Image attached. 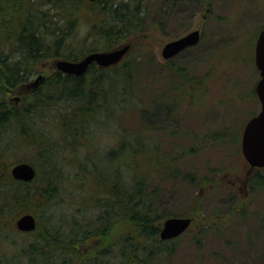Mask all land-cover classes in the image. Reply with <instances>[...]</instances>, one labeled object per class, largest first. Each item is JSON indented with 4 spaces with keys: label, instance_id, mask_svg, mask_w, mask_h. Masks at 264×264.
Returning <instances> with one entry per match:
<instances>
[{
    "label": "trees",
    "instance_id": "16d2710c",
    "mask_svg": "<svg viewBox=\"0 0 264 264\" xmlns=\"http://www.w3.org/2000/svg\"><path fill=\"white\" fill-rule=\"evenodd\" d=\"M166 2L0 0V37H4L0 41L10 46L8 54L0 48V134L13 132L7 146L21 155L7 167L3 164L6 153L0 150V228L14 222H7L10 217L31 209L49 212L66 182L63 169L73 164L76 179L90 183L89 197L96 211L89 221L74 218V235L68 239L46 233L47 242L63 243V251L71 253L64 264H72L73 259L75 264H178L177 239H160L159 223L164 216L156 207L165 185L181 179L173 168L175 160L161 156L154 128L128 133L119 123L130 110L147 111L136 90L148 84L140 76L138 62L148 46L140 44L136 56L130 51L110 68L93 64L81 77L56 72L33 92L19 86L25 84L27 73L31 75L46 60L78 61L159 29ZM170 70L181 80V87L193 84L187 71ZM16 90L28 94L19 107L9 106L4 95ZM159 101L149 104L156 107ZM104 132L116 137L107 149L99 141ZM20 162L36 168L33 181L13 179L9 168ZM261 172L258 169L251 177V190L264 187ZM185 179L194 185L201 180L192 174ZM202 179L198 182L201 188L212 190V183ZM154 180L157 186L150 190ZM86 203L85 197L76 201L81 206ZM121 228L128 234L118 237Z\"/></svg>",
    "mask_w": 264,
    "mask_h": 264
},
{
    "label": "rangeland",
    "instance_id": "374dc122",
    "mask_svg": "<svg viewBox=\"0 0 264 264\" xmlns=\"http://www.w3.org/2000/svg\"><path fill=\"white\" fill-rule=\"evenodd\" d=\"M263 28L264 0H183L179 4L167 0L159 29L116 47L130 44L136 56L140 44L148 46L138 57L140 76L148 84L136 90L147 111L130 110L119 123L128 133L154 128L161 156L175 160L173 168L181 179L165 185L156 207L164 216L160 229L169 217L194 220L176 240L178 264H264V187L251 190L249 183L258 168H251L242 151L246 124L261 110L255 92L260 80L255 54ZM194 30L201 31L200 44L166 61L164 46ZM0 38L4 39L3 35ZM0 48L8 54L10 46L0 41ZM58 60L40 63L31 75L26 72L29 76L19 87L23 89L40 74L47 77L56 73ZM170 69L187 71L193 84L181 87V80ZM15 92L4 99L9 106L19 107L28 93ZM158 98V105L152 107L150 100ZM104 133L99 141L107 149L108 144L116 143V137ZM12 134H0L7 167L21 158L17 150H10L13 146H7ZM188 174L206 178L212 190L201 188V180H196V185L189 182L185 179ZM63 178L66 182L60 187L61 196L49 212L31 209L23 213L38 217L33 234L16 230L15 222L21 215H11L7 222H14L0 228V264H64L72 258L63 251V243H49L44 237L53 233L68 239L73 234L74 218L89 221L96 210L89 197L90 183L76 179L73 164L65 165ZM156 186L154 180L150 190ZM84 197L87 203L77 205ZM127 234L126 228H121L117 236Z\"/></svg>",
    "mask_w": 264,
    "mask_h": 264
},
{
    "label": "water",
    "instance_id": "95a60500",
    "mask_svg": "<svg viewBox=\"0 0 264 264\" xmlns=\"http://www.w3.org/2000/svg\"><path fill=\"white\" fill-rule=\"evenodd\" d=\"M201 38V31L194 30L170 41L164 46L162 56L166 61H169L183 51L199 45ZM131 48L130 44H126L109 51L92 52L78 61L61 59L55 63V66L60 73L81 77L87 73L93 64L102 69L119 64L131 51ZM255 61L260 73V80L255 91L261 103V110L246 124L242 137V151L251 168L261 169L264 168V28L257 39ZM45 79L46 77L40 74L34 82L24 86L22 90L26 92L35 91ZM11 175L15 180L31 182L36 178L37 170L29 162H20L12 167ZM192 223L191 217H169L164 221L161 228L160 239L162 241L177 239L191 227ZM37 226L36 217L30 213L22 215L16 221L17 229L25 233L35 231Z\"/></svg>",
    "mask_w": 264,
    "mask_h": 264
},
{
    "label": "flooded vegetation",
    "instance_id": "af4514ba",
    "mask_svg": "<svg viewBox=\"0 0 264 264\" xmlns=\"http://www.w3.org/2000/svg\"><path fill=\"white\" fill-rule=\"evenodd\" d=\"M33 92V91H32Z\"/></svg>",
    "mask_w": 264,
    "mask_h": 264
}]
</instances>
